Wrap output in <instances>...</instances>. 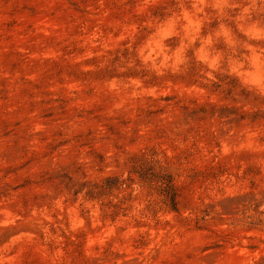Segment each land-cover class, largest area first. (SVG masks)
Returning a JSON list of instances; mask_svg holds the SVG:
<instances>
[{"label": "clouds", "instance_id": "clouds-1", "mask_svg": "<svg viewBox=\"0 0 264 264\" xmlns=\"http://www.w3.org/2000/svg\"><path fill=\"white\" fill-rule=\"evenodd\" d=\"M151 3L162 6L169 30L155 33L160 43L141 54L136 70L150 75L115 89L104 82L101 93L112 100L91 143L74 139L93 126L75 118L17 130L0 138V169L20 166L40 192L45 181L67 185L60 200L111 180L106 199L128 211L116 249L127 253V264H264V0ZM134 65L133 59L116 70ZM152 76L155 85L146 83ZM217 167L227 170L219 175ZM13 183L0 172V186ZM17 195L9 192L0 203ZM137 220L146 226L134 227ZM197 221L210 230H193ZM18 240H0V264H19V253L8 256ZM252 243L255 251L247 247Z\"/></svg>", "mask_w": 264, "mask_h": 264}, {"label": "rangeland", "instance_id": "rangeland-1", "mask_svg": "<svg viewBox=\"0 0 264 264\" xmlns=\"http://www.w3.org/2000/svg\"><path fill=\"white\" fill-rule=\"evenodd\" d=\"M163 15L162 6L151 0H0V138L75 118L93 126L74 139L91 143L97 117L112 100L101 93L104 82L112 81L115 89L119 81L150 75L136 69L141 54L146 56L160 43L154 34L169 30L161 23ZM133 59L135 65L127 72L116 70ZM146 83L155 85L157 80L152 76ZM50 131L57 138L63 135L59 128ZM226 170L217 167L216 173ZM0 172L14 180L0 186V199L9 192L18 194L16 200L0 203V227L19 218L7 224L0 240L7 243L12 235L19 237L8 253H19V264H127V253L116 249L123 246L120 234L126 230L128 211L106 199L115 186L111 180L99 191L77 189L60 200L67 185L59 188L45 181L46 190L40 192L20 166ZM199 180L195 176L191 182ZM145 226L141 220L134 225ZM192 229L210 230L198 221ZM137 246L143 247L144 241ZM247 247L255 251L258 245Z\"/></svg>", "mask_w": 264, "mask_h": 264}]
</instances>
